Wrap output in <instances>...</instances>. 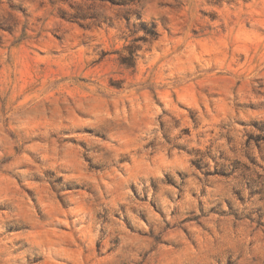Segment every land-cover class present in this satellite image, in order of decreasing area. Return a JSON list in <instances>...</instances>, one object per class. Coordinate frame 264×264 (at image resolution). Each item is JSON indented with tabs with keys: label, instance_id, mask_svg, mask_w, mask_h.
Instances as JSON below:
<instances>
[{
	"label": "clouds",
	"instance_id": "clouds-1",
	"mask_svg": "<svg viewBox=\"0 0 264 264\" xmlns=\"http://www.w3.org/2000/svg\"><path fill=\"white\" fill-rule=\"evenodd\" d=\"M0 264H264V0H0Z\"/></svg>",
	"mask_w": 264,
	"mask_h": 264
}]
</instances>
